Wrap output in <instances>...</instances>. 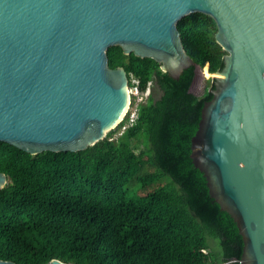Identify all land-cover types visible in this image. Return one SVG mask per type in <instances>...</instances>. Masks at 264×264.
I'll use <instances>...</instances> for the list:
<instances>
[{"label":"water","instance_id":"95a60500","mask_svg":"<svg viewBox=\"0 0 264 264\" xmlns=\"http://www.w3.org/2000/svg\"><path fill=\"white\" fill-rule=\"evenodd\" d=\"M193 12L213 17L226 53L221 70L207 68L212 97L190 158L236 223L240 263L264 264V0H0V141L36 154L103 139L129 104L125 69L108 65L111 45L174 79L194 65L191 87L198 65L176 23Z\"/></svg>","mask_w":264,"mask_h":264},{"label":"trees","instance_id":"16d2710c","mask_svg":"<svg viewBox=\"0 0 264 264\" xmlns=\"http://www.w3.org/2000/svg\"><path fill=\"white\" fill-rule=\"evenodd\" d=\"M176 27L185 52L210 73L224 65L213 17L201 12ZM111 68L139 80L147 98L124 131L110 130L77 151L36 154L0 141V259L44 264H241L233 218L209 195L190 158L204 101L189 90L191 65L177 79L151 57L106 50ZM205 71V70H204ZM208 73V72H204ZM161 182L154 189H147Z\"/></svg>","mask_w":264,"mask_h":264},{"label":"built area","instance_id":"2783aa9c","mask_svg":"<svg viewBox=\"0 0 264 264\" xmlns=\"http://www.w3.org/2000/svg\"><path fill=\"white\" fill-rule=\"evenodd\" d=\"M127 88H128V94H129V104H128V108L124 116L119 121V123H121L125 117L127 118H126L125 123H123L118 129L117 127L119 123L113 128L117 130L114 133V135L110 137V139L120 135L128 125L134 122L137 116V107L140 103H142L147 98L149 94V90H150L148 86L146 87L144 91H142L139 85V80L133 75H131L130 77V84L128 83Z\"/></svg>","mask_w":264,"mask_h":264},{"label":"rangeland","instance_id":"374dc122","mask_svg":"<svg viewBox=\"0 0 264 264\" xmlns=\"http://www.w3.org/2000/svg\"><path fill=\"white\" fill-rule=\"evenodd\" d=\"M204 72H207V65H205L203 67L197 66L196 75H195L194 81L190 87V91L196 95L203 94L204 91L209 88V84H210L209 78H211V75L208 73H204ZM161 182L162 181L154 183L147 190L150 191V190L154 189L156 186L161 184Z\"/></svg>","mask_w":264,"mask_h":264}]
</instances>
